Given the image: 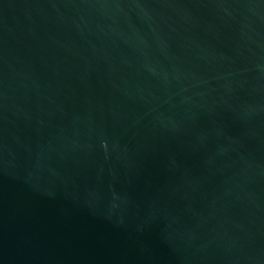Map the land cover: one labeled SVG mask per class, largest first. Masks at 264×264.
<instances>
[{
    "label": "water",
    "instance_id": "95a60500",
    "mask_svg": "<svg viewBox=\"0 0 264 264\" xmlns=\"http://www.w3.org/2000/svg\"><path fill=\"white\" fill-rule=\"evenodd\" d=\"M0 264H264V0H0Z\"/></svg>",
    "mask_w": 264,
    "mask_h": 264
}]
</instances>
